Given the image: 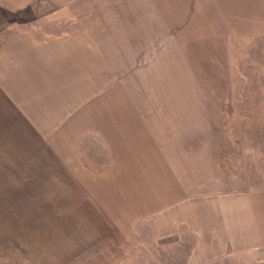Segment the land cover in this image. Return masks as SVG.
Here are the masks:
<instances>
[{
    "label": "crops",
    "instance_id": "obj_1",
    "mask_svg": "<svg viewBox=\"0 0 264 264\" xmlns=\"http://www.w3.org/2000/svg\"><path fill=\"white\" fill-rule=\"evenodd\" d=\"M263 36L264 0H0V212L9 218L0 229L27 227V213L45 197L67 195L57 220L76 229L78 247L112 249L0 255V264H123L151 245L166 252L186 244L205 260L254 255V264H264V135L246 132L247 109L236 108L234 87L243 80L232 68L231 90L204 86L224 81L217 71L224 56L213 51L236 52L239 41ZM220 37L231 38L230 49L219 45L230 38ZM173 43L181 59L167 55ZM125 51L135 68V53L148 52L144 66L166 68L176 60L182 69L194 61L217 75L208 69L192 97L195 109L187 98L173 107L150 101L145 123L135 122L134 111L133 122H119L128 109L110 111L102 103L121 89L115 75ZM258 61L262 66L264 56ZM174 83L187 93L186 79ZM85 133L105 143L104 170L81 159ZM15 212L20 216L12 218ZM143 226L147 248L138 244ZM13 236L0 230V249H9Z\"/></svg>",
    "mask_w": 264,
    "mask_h": 264
},
{
    "label": "rangeland",
    "instance_id": "obj_2",
    "mask_svg": "<svg viewBox=\"0 0 264 264\" xmlns=\"http://www.w3.org/2000/svg\"><path fill=\"white\" fill-rule=\"evenodd\" d=\"M226 38L229 39L230 37H220V40H225ZM228 43L230 44L221 42L219 45L227 50L231 48V38ZM237 44L241 45V48L236 52L234 51L231 53V50L227 52L224 50H222L223 52L215 50L212 52L214 56L223 55L224 61L225 55L227 54L226 62H222L224 68H217L218 74L221 71L220 76L223 77L220 78V76H218V80L224 79V81L222 84H216L217 87H214L213 89V84H205L204 86H208L211 91L220 92L222 90H231L232 68V71L236 74L235 77L243 80L241 84L234 85L235 92L239 94V99L236 100V108L244 109L245 106L246 109L249 110L251 107V111L248 113L246 110L245 114L242 115L241 120L249 127L246 131L248 136L253 134L254 137L261 140L264 133L259 128L262 126L264 118V96H261L259 93H264V64L259 66L258 60L260 59V56H264V53H262L264 51H254V46L256 45L257 48L263 47L262 50H264V36L259 39L251 38L243 40L242 42L239 41ZM172 47V52L167 55L172 53V59L173 57L181 59L178 56L182 52L175 51L176 47L174 43L172 44ZM250 48H253L251 51L252 57L250 56V58H248L247 56L249 53H247V50ZM203 53L204 56H207V51ZM131 54L130 51L123 52V56H125L124 58L126 59V62H124L125 65L122 69H120V67L116 69L118 72L115 75V84L116 82H120L117 85L121 86V89L114 90L108 96L109 99L107 103H102V107H105L110 111H119L121 113L122 110L128 109L124 116H118L119 122H133L131 118H133L134 111V117L137 118L135 122L145 123L146 117H142V114L147 113V107L151 102L153 103V106L156 102L158 105L166 104L168 107H173L179 102V98H187L189 109H195L199 103H196L197 101L192 99V97H194V94L201 89V81L205 78H209L207 71L212 70L211 78L213 74L217 75L213 68L209 69L210 67H204L201 62H198V64L195 65L194 61H188L187 66L182 69H180L182 66L180 67V65H177L178 61L176 60L171 61V66L166 68L144 66V64L148 62H143L141 60H146L148 52L135 53V56H137L136 59H139L140 54V66L139 68H135L133 65L135 66L137 62H135L136 60H134V62L130 61ZM208 54H210V52H208ZM231 54L232 59H234L232 62ZM188 55L190 56V53H188ZM128 59L130 60L127 61ZM248 59H250V62H248ZM222 63L220 64L222 65ZM231 63L233 64V67H231ZM240 64H243L242 68L240 67ZM215 65H217V63L213 64V66ZM239 70L242 72L240 73ZM169 74H171L173 82H170L168 78ZM179 78L186 79L187 81L186 85H183L182 87V91H187L185 94L179 91L181 87L174 83V81ZM246 93L249 96H246ZM126 114H129L128 117ZM94 118L95 117H92L91 119ZM109 119V116L102 117L101 123L107 122ZM79 146L81 154L83 155V158L81 157V159L85 161V164L88 167L95 170H104L105 164H101L100 162L107 160L108 152L105 143L100 137L95 134L88 135L85 133L79 141ZM68 199L69 197L67 195L45 197L43 206L40 207L37 212L31 211L27 213V227L9 229L1 228V231H16V236L9 237L12 238L11 246L9 249L8 247L5 250L0 249V255H18L19 253L26 255H79V252L80 255H110L112 249L107 247V244L101 245L100 248L97 247L96 249L93 245L91 246V244H88V246H85L87 247L85 252L83 249V243L78 247V242L80 240L74 235L76 229L66 226L64 220L62 222L57 220V214H61L58 213L59 211L65 210L66 212ZM4 215L5 213L0 212V220L9 219L8 216L5 217ZM11 216L12 218H15V216L19 217L20 212L11 213ZM40 216H42V218ZM64 216L67 217V214L64 213ZM32 220L38 221V224L43 223L45 226L37 228L34 226L35 222ZM139 229L141 240L138 242L139 248H147V241L149 240L148 228L147 226H143ZM4 242L8 243L10 242V239H6ZM190 246V244H186L183 247H173L165 252L162 249L160 251L156 250L151 245L152 250L150 252H142L141 250L138 255H131L132 258L125 260L123 264H254L255 262L254 255H235L232 257L215 256L212 260H205L204 257L207 255H190ZM100 250H102V253L99 252ZM130 251L131 248L125 252V254L130 253ZM148 253L150 254L148 255ZM211 256L212 255H210V257ZM113 263L114 261H108L107 264Z\"/></svg>",
    "mask_w": 264,
    "mask_h": 264
}]
</instances>
